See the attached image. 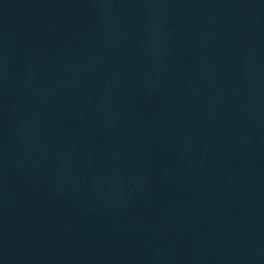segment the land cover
<instances>
[{
	"label": "water",
	"instance_id": "water-1",
	"mask_svg": "<svg viewBox=\"0 0 264 264\" xmlns=\"http://www.w3.org/2000/svg\"><path fill=\"white\" fill-rule=\"evenodd\" d=\"M0 264H264V0H0Z\"/></svg>",
	"mask_w": 264,
	"mask_h": 264
}]
</instances>
